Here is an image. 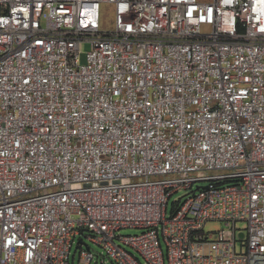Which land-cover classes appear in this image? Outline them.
<instances>
[{
	"label": "built area",
	"instance_id": "1",
	"mask_svg": "<svg viewBox=\"0 0 264 264\" xmlns=\"http://www.w3.org/2000/svg\"><path fill=\"white\" fill-rule=\"evenodd\" d=\"M109 262L264 264V0H0V264Z\"/></svg>",
	"mask_w": 264,
	"mask_h": 264
},
{
	"label": "rangeland",
	"instance_id": "2",
	"mask_svg": "<svg viewBox=\"0 0 264 264\" xmlns=\"http://www.w3.org/2000/svg\"><path fill=\"white\" fill-rule=\"evenodd\" d=\"M205 1H211V0H205ZM103 9H104V12H103L102 24L104 27L110 28V27H112V23H113L112 8H111V6H105ZM90 49H91V45L89 43H85L81 46V53H80V58H79V62L81 65L87 64V58H88V53H89ZM187 198H188V192H186V191H181L178 194L174 195L170 199V202H169L168 214L169 215L171 214L174 203L179 202L180 200L184 201ZM237 228L245 229L246 223L239 222L237 224ZM226 229H227V227L225 226V224L223 222L212 221V222L207 223V225L205 227V232L206 233L217 232V231H222V230H226ZM139 233H141V231L132 230V229L123 230L121 232L122 235H136ZM79 239H80V237L77 238V242ZM162 243H163V247L165 249L166 248L165 243L163 241H162ZM91 247H92L94 252L100 253V254L102 253L101 248H99L95 245H92V244H91ZM75 249H76V247H75ZM75 249H74V252H75ZM109 264H111V263L109 262Z\"/></svg>",
	"mask_w": 264,
	"mask_h": 264
}]
</instances>
